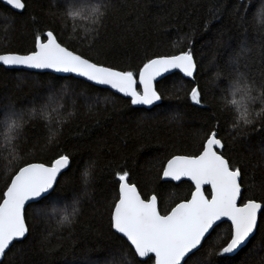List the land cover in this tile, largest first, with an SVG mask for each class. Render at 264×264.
<instances>
[{"label":"snow or ice","instance_id":"obj_1","mask_svg":"<svg viewBox=\"0 0 264 264\" xmlns=\"http://www.w3.org/2000/svg\"><path fill=\"white\" fill-rule=\"evenodd\" d=\"M30 2L0 0V5L8 10L4 17L5 30L14 26L17 18L24 22L25 17L33 28L31 49L0 53V68L61 75L47 80V93L34 95L32 107L26 111L11 102L0 105L3 117L0 136L6 152L3 159L7 161L6 167L13 169L0 191V264H15L16 254L31 241L33 218L55 220L58 228H72L82 215L80 196L73 195L71 202H67V196L57 195L62 182H71L72 153L59 145L64 125L76 116L72 110L61 118L59 109L63 105L53 107L54 102L68 95L69 85L60 84L58 90L59 81L82 78L94 89L99 86L100 91L109 93L106 100L118 94L139 112L155 113L164 109L171 113V122L180 123L181 113L161 103L168 95L165 87L171 83L172 93L179 97L185 86L177 87L174 79L194 81L199 71L191 47V33L181 37L179 43L187 39V46L179 52L154 53L135 69L118 67L94 57L91 53L107 31L109 14L115 9L114 0H50L49 14L58 18L59 31L37 28L39 20L30 10ZM238 3L244 6L245 16L239 17L244 24L248 5L245 0ZM257 16L264 22V3ZM217 17L218 10L212 12L210 19ZM82 28L86 40L78 36ZM256 31L259 43L255 58L248 57L253 48L246 36L238 51L227 58L226 82L220 92L219 107L207 118L206 126L196 133L199 143L189 151L174 150L154 157L149 169L151 177H143L146 184L161 181V189L171 187L172 182L189 181V196L169 206L162 202L159 191L149 190L146 194L130 169L119 168L114 172L117 191L107 205L109 232L116 243L104 255L85 254L77 264H257L258 244L253 241L260 237V242H264V180L257 187L244 162L231 155L241 141H247L250 133L258 132L257 166H264V27ZM69 33L70 39H79L78 46H70L62 38ZM83 46L89 49L87 53L82 50ZM177 46L173 42L172 47ZM250 61L259 67L253 69ZM216 75L219 77L221 73ZM186 95L192 104L206 110L199 85L192 86ZM92 107L89 106L90 112ZM53 112L57 113L55 123ZM35 120L44 121L47 135L42 144L33 145L34 151L29 153L33 159L17 167L16 162L22 159L20 152L26 151L23 129ZM226 126L227 137L222 134ZM242 147L252 150L248 143ZM52 149H56V154L47 162L35 161L36 151L43 153ZM95 166L93 161L80 174L85 195ZM51 235L48 231L42 250ZM258 264H264V256Z\"/></svg>","mask_w":264,"mask_h":264},{"label":"trees","instance_id":"obj_2","mask_svg":"<svg viewBox=\"0 0 264 264\" xmlns=\"http://www.w3.org/2000/svg\"><path fill=\"white\" fill-rule=\"evenodd\" d=\"M49 2L31 0L30 10L38 17L37 28L59 31L61 24L55 15L49 14ZM245 3L248 10L246 23L242 24L239 17L245 16L244 6L238 0H114L115 9L109 14L107 31L91 53L98 59L118 67L135 69L143 59L154 53L179 52L187 46V39L179 43L181 37L192 34L191 47L199 69L197 78L194 81L189 78L174 79L177 87L180 84L185 86L184 91L177 97L172 93V84L168 83L165 87L168 95L161 102L164 106H170L171 110L179 111L182 120L180 123L171 122V113L164 109H158L155 113L139 112L127 99L117 94L106 100L109 93L100 91L98 87L94 89L82 80L59 81L58 90L60 84L69 85L68 95L54 102L53 107L63 105L59 109L61 118L72 110L76 111V116L69 118V122L64 125L59 145L72 153L69 172L71 182H62L57 195L67 196V202H71L73 195L80 196L83 211L79 222L72 228H58L55 220L33 218L31 241L16 254L15 264H40L41 261L47 264H77L85 254L91 257L104 255L106 249L116 243L115 237L109 232L107 205L117 191L114 172L121 167L135 174L134 178L140 181L146 194L149 190L159 191L163 196L162 202L169 206L189 196L191 183L188 181L179 182V186L172 182L171 187L161 189V181L146 184L143 177H151L149 169L154 157L174 150L189 151L199 143L196 133L206 126L207 118L219 107L220 92L226 82V60L238 51L245 36L248 45L253 48L248 57H256V45L259 43L256 30L264 27L257 12L264 0H245ZM217 10L218 17L210 19L212 12ZM7 14L8 10L0 5V53L30 50L33 32L31 22L26 17L24 22L17 18L14 26L5 30L7 21L4 17ZM70 35L62 38L70 46H78L79 39H70ZM78 36L87 39L83 28ZM173 42H177L178 46L173 48ZM82 50L86 53L89 51L86 46ZM250 66L256 69L259 64L250 61ZM217 72L221 73L219 77ZM53 76L49 73L0 68V105L11 102L26 111L32 107L34 95L47 93L46 82ZM17 84L20 86L17 87ZM194 85L202 89L206 110L192 104L186 95ZM90 105L93 106L91 112ZM56 116L57 113L53 112V123ZM0 119L3 117L0 116ZM228 131L226 126L222 134L227 137ZM23 133V148L26 151L20 152L22 159L16 162L17 167L33 159L29 153L34 151V144L44 142L43 137L47 135L44 121L29 122ZM259 140L260 133H250L247 141H241L236 152L231 153L233 158L244 162L257 187L264 180V166H257L260 158L257 148ZM244 143L250 144L252 150H244ZM55 154L56 149L43 153L36 151L35 161L47 162ZM5 155L3 137L0 136V191L13 172L11 166L6 167L7 161L3 159ZM93 161L96 165L92 172L93 179L85 195L80 174ZM48 231L52 235L42 250V241ZM253 244H258V264L261 256H264V242H260V237H257Z\"/></svg>","mask_w":264,"mask_h":264},{"label":"water","instance_id":"obj_3","mask_svg":"<svg viewBox=\"0 0 264 264\" xmlns=\"http://www.w3.org/2000/svg\"><path fill=\"white\" fill-rule=\"evenodd\" d=\"M18 71H26V72H33V73H36L34 70H18ZM49 74H53V75H55V76H59V75H61V74H54V73H49ZM78 80H82V78H79ZM83 81V80H82ZM98 88H99V86H98ZM118 95V94H117ZM125 99H127V98H125ZM67 171V170H66ZM189 182V181H188ZM175 183H179V182H175ZM191 183V182H190Z\"/></svg>","mask_w":264,"mask_h":264}]
</instances>
